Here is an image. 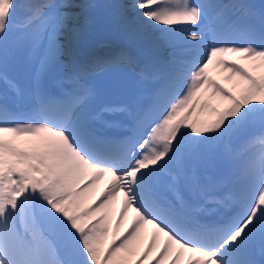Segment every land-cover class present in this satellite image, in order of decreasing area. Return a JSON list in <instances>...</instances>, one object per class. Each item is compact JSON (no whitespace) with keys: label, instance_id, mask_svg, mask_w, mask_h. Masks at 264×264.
Returning a JSON list of instances; mask_svg holds the SVG:
<instances>
[{"label":"snow or ice","instance_id":"1","mask_svg":"<svg viewBox=\"0 0 264 264\" xmlns=\"http://www.w3.org/2000/svg\"><path fill=\"white\" fill-rule=\"evenodd\" d=\"M90 9L115 10L117 55L78 59ZM117 65L136 87L114 102L89 70ZM158 243L154 264H264V3L0 0V264H146Z\"/></svg>","mask_w":264,"mask_h":264},{"label":"rangeland","instance_id":"2","mask_svg":"<svg viewBox=\"0 0 264 264\" xmlns=\"http://www.w3.org/2000/svg\"><path fill=\"white\" fill-rule=\"evenodd\" d=\"M118 0H71L75 4L81 3H94V4H115ZM59 2V0H56ZM62 11H76L79 9H62ZM115 10L113 9H90L88 12V34L86 39L80 44L79 50L85 51L86 54H92L105 51L113 50L114 47L123 45L128 46L127 41L115 28V26L108 23V18ZM27 13L21 11L19 17L23 18ZM70 22V26H71ZM125 47V48H126ZM95 49L92 51V49ZM99 50V51H98ZM94 81L103 83L110 87L117 82L123 81L124 87L135 84L131 73H127L122 66H113L110 70L104 73H96L92 76Z\"/></svg>","mask_w":264,"mask_h":264},{"label":"bare ground","instance_id":"3","mask_svg":"<svg viewBox=\"0 0 264 264\" xmlns=\"http://www.w3.org/2000/svg\"><path fill=\"white\" fill-rule=\"evenodd\" d=\"M28 1L29 0H23V2H25V3H27ZM32 2H40V0H31V3ZM119 2H120V0L117 1V3H119ZM250 2H252V3L256 4V5H260L261 3H264V0H250ZM125 47L126 46H124V45H123V47L119 45V47H114L113 50H105V51H107L106 53H103V51L98 52V53L94 52L95 56L92 57L89 62H91L92 60L98 59V58H109V57L115 56L122 49H124ZM94 50L95 49L93 48L92 51H94ZM99 53H101V54H99ZM83 54H84V52H81L78 49L77 57H78L79 60L83 57ZM210 73L215 78L220 79L221 82L224 83L225 87H231L230 84H228L227 82L223 81L222 77H223L224 73L222 72L221 69L210 68ZM19 80H20L21 87H27L28 86L29 79H28L26 74L21 73L20 76H19ZM134 87H136V85L135 86H131L129 88H134ZM115 93H117V95L119 97L114 102L121 101V100L126 98L125 95L123 93H121V91H115ZM105 186H106V184L104 182H102L101 184L96 186L94 189H92L91 199L88 201L89 204H94L97 201V199L100 197L101 193L104 191ZM122 196H123V194L121 193V198H122ZM120 206H121V201H117L114 206H110V208H111V215H110L111 229H110L109 235L107 237V241L108 242L112 241L114 235L122 237L125 234L126 230L129 228V225L131 224L133 213L130 212L128 214V216L124 219L123 223L121 224V226H120V228H119V230L117 232V229L115 227V222H116V218H117V216L119 214ZM151 233H152V229L149 226V228L142 235V237L139 238L137 241H134V243L138 247L139 252H143L147 248L148 243H149V241L151 239ZM117 242H119V241L117 240ZM159 246L160 245L158 243V245L156 247V250L153 251L152 255L148 258V261H146V264H154L153 257H155L156 256V252L159 251Z\"/></svg>","mask_w":264,"mask_h":264}]
</instances>
